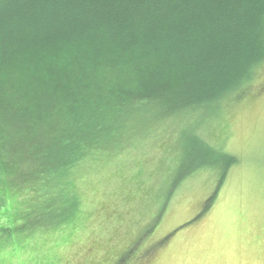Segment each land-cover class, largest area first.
I'll return each instance as SVG.
<instances>
[{
  "label": "rangeland",
  "instance_id": "1",
  "mask_svg": "<svg viewBox=\"0 0 264 264\" xmlns=\"http://www.w3.org/2000/svg\"><path fill=\"white\" fill-rule=\"evenodd\" d=\"M145 106L44 184L2 171L0 264H264V56L209 105Z\"/></svg>",
  "mask_w": 264,
  "mask_h": 264
},
{
  "label": "trees",
  "instance_id": "2",
  "mask_svg": "<svg viewBox=\"0 0 264 264\" xmlns=\"http://www.w3.org/2000/svg\"><path fill=\"white\" fill-rule=\"evenodd\" d=\"M263 56L264 0H0V148L30 167L0 149V174L44 184L128 109L209 105Z\"/></svg>",
  "mask_w": 264,
  "mask_h": 264
}]
</instances>
